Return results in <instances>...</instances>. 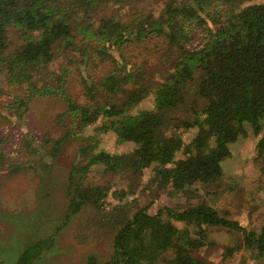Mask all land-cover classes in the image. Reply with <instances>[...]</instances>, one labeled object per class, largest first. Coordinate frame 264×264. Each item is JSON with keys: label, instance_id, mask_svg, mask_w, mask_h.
Returning a JSON list of instances; mask_svg holds the SVG:
<instances>
[{"label": "trees", "instance_id": "obj_1", "mask_svg": "<svg viewBox=\"0 0 264 264\" xmlns=\"http://www.w3.org/2000/svg\"><path fill=\"white\" fill-rule=\"evenodd\" d=\"M157 1L158 12L150 0H0V117L8 125L0 134V171L25 170L38 155L57 158L70 139L82 142L69 172L66 218L91 208L114 225L110 258L101 263L91 254L87 264H215L197 251L207 244L208 228L221 225L240 231L243 246L260 259L264 226L247 230L206 202L153 213L129 197L138 187L132 180L141 183L147 169L145 189L186 193L215 183L231 144L249 126L264 133V0ZM156 37L164 40L157 46L161 77L149 87L143 67L125 52ZM61 56L66 64L53 70ZM73 67L83 68L86 103L67 92ZM151 92L155 107L139 109ZM47 95L66 102L63 134L14 140L11 125L24 122L34 97ZM181 130L195 134L185 142ZM109 131L136 147L100 148L99 136ZM256 150L264 168V135ZM115 176L130 185L111 190ZM109 196L118 202L109 204ZM53 241L28 246L17 264H33Z\"/></svg>", "mask_w": 264, "mask_h": 264}, {"label": "rangeland", "instance_id": "obj_2", "mask_svg": "<svg viewBox=\"0 0 264 264\" xmlns=\"http://www.w3.org/2000/svg\"><path fill=\"white\" fill-rule=\"evenodd\" d=\"M150 1V7L158 12L160 3L157 0ZM259 1L261 0H250ZM11 36L16 39L13 33ZM163 41L156 37L145 45H129L125 52L132 63L143 67L146 74L143 83L149 87H155L161 77V52L157 46L162 45ZM62 64H66L63 56L51 68L57 70ZM82 70L83 68H72L67 77L66 89L74 99L86 103L88 100L83 87ZM96 79L101 81L99 75H96ZM127 90L131 91L130 88ZM154 99L155 94L151 92L146 99L139 102L138 108L153 109ZM65 109L66 102L60 95L34 97L25 118L23 117L24 122L11 125L13 136H16L14 140L24 141L23 135L38 138L59 137L66 127L65 122L69 121L61 116ZM5 126H8L6 120L0 117V134ZM181 131L185 142H189L195 134L194 131ZM88 133L92 134L93 131ZM247 133L231 144L232 155L224 161V174L219 181L209 185L199 183L186 193H171L167 189H145L144 184L149 182L152 173V169H147L141 180L142 184L139 180H132V185L138 187L129 199L137 200L134 207L140 208L149 204V211L153 213L166 206L185 208L190 204L206 202L218 209L221 215L237 221L247 230L260 232L264 226V168L261 161L259 163L257 160L256 146L264 133L256 135L251 126ZM36 145L41 147L39 143ZM81 146V141L70 139L63 145L57 158L38 155L25 170L0 171V264H17L28 246L48 237H53V245L44 248L33 264H87V258L91 254H95L101 263L110 258L113 252L114 225L106 220L100 221V216L103 217L105 212L83 209L79 214L66 218L69 209V198L66 195L69 172L78 159ZM99 147L116 153H126L133 150L136 144L120 141L116 133L109 131L99 136ZM182 156L183 154L179 155ZM110 184L111 190L114 189V184L119 190L127 188L130 181L115 176V179L111 178ZM111 197L108 198L109 204L118 202ZM194 230L195 227L192 226L191 231ZM92 232H96V236L90 235ZM191 234L196 236L194 232ZM243 237L237 229L222 225L210 226L207 230V244L197 254L215 264H264V256L255 259V251L243 246Z\"/></svg>", "mask_w": 264, "mask_h": 264}]
</instances>
